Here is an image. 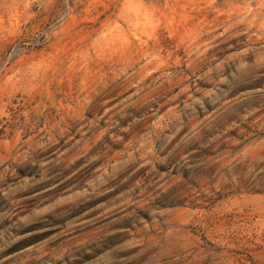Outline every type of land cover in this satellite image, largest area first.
I'll return each mask as SVG.
<instances>
[{"label":"rangeland","instance_id":"374dc122","mask_svg":"<svg viewBox=\"0 0 264 264\" xmlns=\"http://www.w3.org/2000/svg\"><path fill=\"white\" fill-rule=\"evenodd\" d=\"M0 264H264V0H0Z\"/></svg>","mask_w":264,"mask_h":264}]
</instances>
